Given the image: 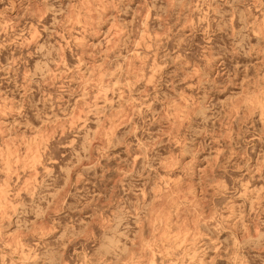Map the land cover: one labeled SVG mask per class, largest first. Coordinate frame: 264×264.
Instances as JSON below:
<instances>
[{"label": "rangeland", "instance_id": "obj_1", "mask_svg": "<svg viewBox=\"0 0 264 264\" xmlns=\"http://www.w3.org/2000/svg\"><path fill=\"white\" fill-rule=\"evenodd\" d=\"M0 264H264V0H0Z\"/></svg>", "mask_w": 264, "mask_h": 264}]
</instances>
